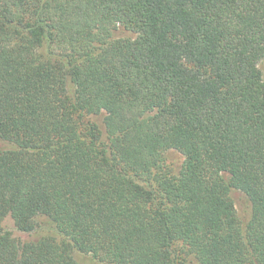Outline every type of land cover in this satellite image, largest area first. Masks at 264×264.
<instances>
[{
    "label": "trees",
    "instance_id": "1",
    "mask_svg": "<svg viewBox=\"0 0 264 264\" xmlns=\"http://www.w3.org/2000/svg\"><path fill=\"white\" fill-rule=\"evenodd\" d=\"M263 60L264 0H0V264H264Z\"/></svg>",
    "mask_w": 264,
    "mask_h": 264
},
{
    "label": "rangeland",
    "instance_id": "2",
    "mask_svg": "<svg viewBox=\"0 0 264 264\" xmlns=\"http://www.w3.org/2000/svg\"><path fill=\"white\" fill-rule=\"evenodd\" d=\"M128 35L129 33L124 30H120L116 33V36L119 37L128 36ZM259 68L262 71L264 78V60L259 64ZM5 147L6 144L0 142V149H3ZM167 162L171 168L178 169L183 164L184 157L176 151H170L169 154L167 155ZM233 196L237 204L240 218L242 219L243 222L245 223L248 222L252 215L250 204L248 203L247 199L240 193H234ZM2 228L5 231H9L10 233H12L14 237L26 239L25 236L21 235L15 229L14 223L10 217L6 218L3 221ZM76 258L80 264H95V261L90 257L80 256L79 254H76Z\"/></svg>",
    "mask_w": 264,
    "mask_h": 264
}]
</instances>
